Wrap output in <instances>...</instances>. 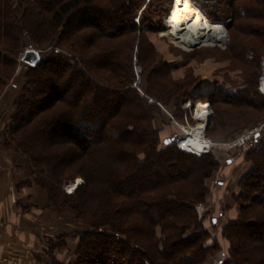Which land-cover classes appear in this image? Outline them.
Returning a JSON list of instances; mask_svg holds the SVG:
<instances>
[{"label":"trees","instance_id":"16d2710c","mask_svg":"<svg viewBox=\"0 0 264 264\" xmlns=\"http://www.w3.org/2000/svg\"><path fill=\"white\" fill-rule=\"evenodd\" d=\"M146 1L0 0V90L14 76L27 43L56 42L36 66L24 64L26 81L14 101L5 146L29 157L35 182L49 190L54 205L65 178L55 174L60 161H65L64 174L84 181L64 206L76 210L86 231L72 261L50 264H210L212 254L222 252L203 222L207 211L200 214L198 206L209 195L207 181L225 164L214 147L196 155L179 150L175 141L165 144L154 125L162 111L158 102L170 106L194 96L189 94L193 81L172 80L163 63L152 67L141 92L135 83V64L145 73L155 61L144 29V11L151 6ZM214 1L220 16L233 19L230 53L263 52L264 0ZM170 14L162 30L166 37ZM206 18L217 21L212 14ZM258 87L255 79L237 91L214 89L204 95L252 119L264 112ZM146 95L155 102L149 104ZM260 134L238 155L220 150L242 157L251 169L232 196L239 215L223 223L221 236L229 249L218 264H264ZM44 164L49 169L43 170Z\"/></svg>","mask_w":264,"mask_h":264},{"label":"rangeland","instance_id":"374dc122","mask_svg":"<svg viewBox=\"0 0 264 264\" xmlns=\"http://www.w3.org/2000/svg\"><path fill=\"white\" fill-rule=\"evenodd\" d=\"M149 1H150L149 5L151 6L144 11L143 19L146 21V22L144 21L145 22L144 29L146 30L145 34H146L147 44L150 47V51H152V53L154 54L155 61L154 63L148 64L150 68L145 73L142 71L140 65L135 64L134 67L135 69L134 71L136 74L135 83L139 87V91L141 92L143 85H144L143 88L146 87L145 78L148 76L152 67H154L156 64L167 63L171 70L169 77L174 81H184L185 78H187L188 80H190L191 78V80L193 81L192 89L189 94L194 96L181 98L176 103L171 104L170 106H164L158 102L162 111L154 119V125L160 131L159 132L160 140L165 141V140L174 139L175 141L178 138L184 137L189 128L191 129V127H194L198 124V121L195 119L196 116H194L197 114L198 108H196L195 106L192 108V110L187 111V113H185V110H183L184 109L183 104L186 101L192 100L197 105L201 102L203 103L208 102L210 104L209 109L212 112L211 114L212 120L208 125V127L206 128L207 139L210 141V143L212 142L210 146V151L214 147L216 153L215 155L218 158L222 159L221 162H223V164H227L225 162L227 159V154L223 153L220 150L222 149H224L225 151L234 150L233 153L235 155L236 154L238 155L240 153L237 152L239 151V149L236 150L235 148L229 149L227 147L228 143H230L235 138H237L238 135H241L242 133L241 131L243 129L247 131L252 127L261 125V123L258 124L255 123L264 119V112H263V116H258V117H257L258 113H255V117L251 119L250 117H245L246 114L244 113V111L240 112L238 110H235L230 105H226V104L219 105V103L216 102V100H213L211 103L209 98H206L204 94L206 93L209 94V92L215 90L217 91L221 89L222 90L226 89L228 91H235V90L237 91V89L239 88L246 87L248 85V82L250 81L253 82L255 79L259 80L261 60L264 57V51L261 52L260 54H257L259 56L254 54V52L251 51L250 49L242 54L237 53V57L236 54L232 52L230 53L228 47L231 42V37H230L231 32L229 31L228 26L229 24L232 23L233 19L231 15L227 16L224 15L222 12L220 16V14L217 12L215 8L216 4H214L215 2L214 0H193V1L196 3L198 7H200V9L206 15L212 14L214 17H216L217 21L215 22L221 23L225 26V29L227 30V36H226L227 38H226V42H224V45L220 44L221 46L217 45L216 47L202 46L198 48H193L192 50L181 49L178 46H176L173 42H171L168 37L162 34V30H164V27L166 28V17L171 11L173 0H149ZM55 43H56L55 40H52L50 41V43L46 45L43 46L39 45L33 47H29L30 43H27L28 47L26 49L32 48L38 51L41 56H44L45 54L49 53L51 49H53ZM21 50H23V48ZM68 56H71V54H69ZM21 63L16 67L14 76H12V78L8 80L0 90V107H1V100L4 102L3 109L0 111V116L7 118L6 125L2 127L3 128L2 130H0V138L1 140H4V142L2 141L3 146L0 144V150L2 149V151L7 153H11V151L13 150H10L5 146L6 132H7L6 129L11 122L10 116H12L14 111V104H15L14 101H17L21 93V89L26 81L25 66L24 64ZM197 94L203 95L202 99L197 98L196 97ZM145 97L147 98L148 103H149V99L152 100V102L149 104H153L155 102L154 97L150 98V96L147 95ZM251 112L252 110L248 111L247 114H251ZM240 114H245V115H240ZM48 149H51V147L50 148L48 147ZM14 152L21 154L22 156L28 159V162H30L28 156L23 155L18 151H14ZM59 163L62 166L58 171L55 172V174H61L65 178L62 184L60 185V187L56 188V193H54L55 203H57V205H54V202L50 199V196L52 197V195L50 194L49 190L47 188L44 189V187L40 186L37 182H35V178L37 175L32 173L31 170H30V175L32 181L36 185H38L41 189H43V191H45L47 198L49 200V206L55 207L56 214L59 213L61 214V212L63 213L66 211L69 212L70 216L72 217V221L74 220V223H71L70 226L72 227V229H74L75 233H78L79 232L78 229L80 227L78 224H80L81 226H85V225L81 222V220L78 219L76 210L71 207L64 206V203L67 202L66 196L70 194L73 195L75 191L78 190L77 188L83 187L84 181L81 176L78 175L67 176L66 174H64L63 169L65 166V161H62V163L60 161ZM43 166H44L42 167L43 170L49 169L47 164H44ZM224 169L225 168L223 167L222 172H219V174L218 173L214 174V177L207 181V184L210 188L209 195L206 198L205 204L198 206V210L200 214H202L203 212L205 213V211H207L205 213L206 216L203 222L205 223L206 226H208L210 232L213 234V236H216L218 240H220L219 237L224 222L221 225L216 224L215 226H213L212 223L213 220H211L212 206H210L211 205L210 196L212 193L211 192L212 187L217 184L218 180H222V173ZM47 175L48 174H44V176L42 177L45 178L47 177ZM72 184L76 185V189L72 188ZM80 228L82 229V227ZM85 231L83 229L81 230V233ZM78 235H80V233H78L77 236ZM222 257L223 256L219 252L212 254V256L210 257L211 258L210 264H218V260L219 259L222 260ZM214 260H216L217 263ZM7 261L8 258L6 257L0 258V264L6 263Z\"/></svg>","mask_w":264,"mask_h":264},{"label":"crops","instance_id":"0c3cea01","mask_svg":"<svg viewBox=\"0 0 264 264\" xmlns=\"http://www.w3.org/2000/svg\"><path fill=\"white\" fill-rule=\"evenodd\" d=\"M3 105L1 100L0 111ZM6 123L7 118L0 116V130ZM261 126L259 134L262 136L264 123ZM2 141L0 138L3 146ZM229 154L232 156V153ZM232 158L224 165L222 180H218L211 189L213 226L234 220L239 215V207L232 196L251 167L242 157ZM55 210L54 206H49L45 191L32 181L28 159L14 151L7 153L1 149L0 258H8L3 264H50L54 259L62 262L74 259L73 252L79 238L77 234L86 228L78 224L82 229L79 227V232L75 233L70 226L74 220L69 212L56 214ZM219 238L220 254L225 257L229 243L221 233Z\"/></svg>","mask_w":264,"mask_h":264},{"label":"bare ground","instance_id":"6f19581e","mask_svg":"<svg viewBox=\"0 0 264 264\" xmlns=\"http://www.w3.org/2000/svg\"><path fill=\"white\" fill-rule=\"evenodd\" d=\"M165 33L171 42L184 50L224 44L227 36L225 26L209 21L205 14L195 7L192 0H173ZM207 106V103H203L198 107V124L189 128L183 137L184 140H180L181 146L186 150L200 151L210 145L206 128L212 120V112L210 106L206 109ZM72 188H76V185L72 184Z\"/></svg>","mask_w":264,"mask_h":264},{"label":"built area","instance_id":"2783aa9c","mask_svg":"<svg viewBox=\"0 0 264 264\" xmlns=\"http://www.w3.org/2000/svg\"><path fill=\"white\" fill-rule=\"evenodd\" d=\"M135 20L138 22V16L135 18ZM219 46H221V45H219ZM27 47L28 46H25V49L20 52V54H19V62H21V59H22L24 53L27 50H32V48L26 49ZM29 47H33V46L32 45H29ZM259 86L262 87V90H260V89L259 90L262 93V95L264 96V57L261 60L260 76H259ZM151 102H152V100L149 99V103H151ZM183 105H184V109L183 110H185V113H187V111L192 110L193 107L196 106V108H197L200 105V103L197 105L192 100H188ZM207 105L208 106L206 107V109L210 106V104L207 103ZM194 116H196V115H194ZM195 119H196V117H195ZM261 131H262V126L261 125L252 127L250 129H248L247 131H245L243 134L238 135L237 138H235L233 141H231L230 143H228V146L227 147L229 149H233V148L239 149V148L245 146L247 143H249L252 140V138H254L255 136H257ZM182 139L184 140L183 137L175 140V143H176V146L178 147V149L181 150V151H183V152L193 153V154H196V155H202V154L207 153V152L210 151L211 143H210V141L208 139L207 140L209 141L210 145L208 147H206L205 149L200 150V151L186 150L185 148H183L181 146L180 140H182ZM227 159L229 161H232L233 160L232 156L229 153L227 154ZM74 189H76V188H74ZM214 261L217 263L216 260H214Z\"/></svg>","mask_w":264,"mask_h":264},{"label":"water","instance_id":"95a60500","mask_svg":"<svg viewBox=\"0 0 264 264\" xmlns=\"http://www.w3.org/2000/svg\"><path fill=\"white\" fill-rule=\"evenodd\" d=\"M41 58V55L39 54L38 51L36 50H27L22 59H21V62L25 65H29V66H36L39 62H40V59ZM259 89L262 90V87L259 86ZM170 142H174V139H170V140H166L165 141V144H169Z\"/></svg>","mask_w":264,"mask_h":264}]
</instances>
